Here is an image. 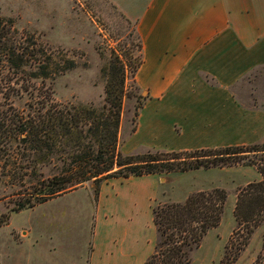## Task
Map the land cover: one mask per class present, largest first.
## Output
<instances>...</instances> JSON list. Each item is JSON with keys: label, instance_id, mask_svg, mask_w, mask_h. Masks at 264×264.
<instances>
[{"label": "rangeland", "instance_id": "1", "mask_svg": "<svg viewBox=\"0 0 264 264\" xmlns=\"http://www.w3.org/2000/svg\"><path fill=\"white\" fill-rule=\"evenodd\" d=\"M0 17L12 21L17 33L33 35L44 46L73 61V69L47 80L45 86L36 84L41 89L50 87L56 103L100 107L105 83L102 69L111 61V52L124 64L139 55L134 24L109 0H0ZM127 74L126 89L133 94L129 70ZM4 77L15 75H6L0 65V80ZM40 88L41 93L44 89ZM233 92L245 106L264 107V68L250 73ZM143 99L140 89L135 97L124 99L122 136L132 128L135 108ZM32 101L23 94L20 99L14 98L13 107L27 109L25 104ZM123 148L132 151L131 145ZM50 171L51 167L43 169L45 175ZM255 173L213 168L163 174L159 176L163 181L156 180L159 201L164 203L181 202L187 192L212 188L227 192L219 226L210 230L199 248L192 251L190 264H222L224 247L230 238L233 242L228 245V253H235L242 230L232 236V210L238 188L233 190L235 184L253 178ZM153 184V180L144 177L111 181L102 186L97 203L89 183L34 208L13 212L24 190L31 193L30 184L1 176L0 221L2 216L9 219L5 225L0 223V264H87L93 245L100 253L106 249L114 252L113 236L120 253L132 255L136 263L142 262L157 239L147 198ZM263 236L264 224L254 231L234 264H253L262 251Z\"/></svg>", "mask_w": 264, "mask_h": 264}, {"label": "trees", "instance_id": "2", "mask_svg": "<svg viewBox=\"0 0 264 264\" xmlns=\"http://www.w3.org/2000/svg\"><path fill=\"white\" fill-rule=\"evenodd\" d=\"M138 41L139 55L128 64L111 52V61L102 69L105 83L100 107L60 104L52 100L51 88L43 86L73 69V61L33 35L17 33L12 21L0 17V65L6 75L12 73L16 78L0 80V177L28 182L31 188V193L24 190L12 211L34 208L89 183L97 201L101 185L111 179L254 167L261 179L236 191L232 236L242 230L236 251L232 256L228 253L232 238L224 247L222 264H234L254 231L264 224V143L123 154L119 149L123 102L139 90L135 80L142 64L139 37ZM127 70L133 94L126 89ZM36 84L43 85L44 90ZM23 94L33 100L25 104L27 109L13 107L14 98L20 99ZM141 107L139 103L135 108L130 133L135 130ZM48 167L51 171L45 175L43 169ZM226 201L224 189L212 188L193 192L183 202L154 205L151 213L157 239L144 264H190L192 251L199 248L208 231L219 226ZM8 219L2 216L0 223L5 225ZM253 264H264V236L262 251Z\"/></svg>", "mask_w": 264, "mask_h": 264}, {"label": "crops", "instance_id": "3", "mask_svg": "<svg viewBox=\"0 0 264 264\" xmlns=\"http://www.w3.org/2000/svg\"><path fill=\"white\" fill-rule=\"evenodd\" d=\"M109 2L134 24L141 42L142 64L135 80L144 99L132 133L130 129L122 136L121 120L119 149L123 154L264 143V107L245 106L233 92L250 73L264 68V0ZM130 145L131 152L123 148ZM223 169L256 172L253 178L235 184L233 191L261 179L254 167ZM143 177L154 182L147 197L152 210L164 204L155 185L164 179ZM128 179L103 183L97 203L103 185ZM234 204L235 199L233 208ZM115 238L111 239L114 252L100 253L93 245L87 264H144L153 252L136 263L132 255L120 253Z\"/></svg>", "mask_w": 264, "mask_h": 264}]
</instances>
